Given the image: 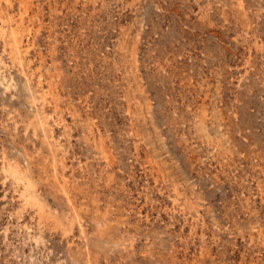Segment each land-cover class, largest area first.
<instances>
[{
	"label": "rangeland",
	"instance_id": "1",
	"mask_svg": "<svg viewBox=\"0 0 264 264\" xmlns=\"http://www.w3.org/2000/svg\"><path fill=\"white\" fill-rule=\"evenodd\" d=\"M0 15V264H264V0Z\"/></svg>",
	"mask_w": 264,
	"mask_h": 264
},
{
	"label": "bare ground",
	"instance_id": "2",
	"mask_svg": "<svg viewBox=\"0 0 264 264\" xmlns=\"http://www.w3.org/2000/svg\"><path fill=\"white\" fill-rule=\"evenodd\" d=\"M7 3L9 2V0H5ZM6 4V3H5ZM3 5V4H2ZM21 7V6H20ZM24 8V7H23ZM22 10V8H21ZM27 10V9H26ZM5 11V10H4ZM28 15V14H27ZM1 16V15H0ZM4 19V18H3ZM4 21V20H3ZM5 22V21H4ZM21 28V27H20ZM2 30V29H0ZM10 41L12 42L13 45V49L15 50L16 53H19V49H20V44H21V37H20V33L17 29L12 30V32L10 33ZM11 45V44H10ZM10 47V46H9ZM12 52V51H11ZM20 54V53H19ZM23 75V74H22ZM27 75V74H26ZM26 78V77H25ZM30 88V87H29ZM55 166V165H54ZM56 167V166H55ZM55 169V168H54ZM10 177L12 178V180L14 181H24V178L20 175V173L17 171L16 167H9L6 171ZM56 172V171H55ZM56 174V173H55ZM57 176V175H56ZM57 181V180H56ZM58 182V181H57ZM59 184V183H58ZM65 184V183H64ZM24 186H25V193L23 194L25 203L27 204H31L34 205L36 204V200L34 198V196L31 193V189H32V184L29 181H25L24 182ZM62 188V185H61ZM66 188V186H65ZM64 189V188H63ZM65 190V189H64ZM64 195L66 196V192H63ZM83 229V228H82Z\"/></svg>",
	"mask_w": 264,
	"mask_h": 264
}]
</instances>
